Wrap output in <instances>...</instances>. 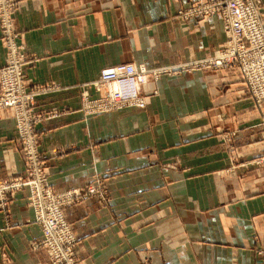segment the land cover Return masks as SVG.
Here are the masks:
<instances>
[{"label":"crops","instance_id":"obj_1","mask_svg":"<svg viewBox=\"0 0 264 264\" xmlns=\"http://www.w3.org/2000/svg\"><path fill=\"white\" fill-rule=\"evenodd\" d=\"M186 1L17 0L49 183L100 179L106 193L65 208L81 264H264V102L236 66L183 68L226 42L217 17L178 15ZM7 55L0 28V68ZM119 63L166 72L143 86L146 107L90 113V83ZM24 160L15 110L2 109L0 180L25 173ZM29 200L24 190L0 207V264H52L33 247Z\"/></svg>","mask_w":264,"mask_h":264},{"label":"built area","instance_id":"obj_2","mask_svg":"<svg viewBox=\"0 0 264 264\" xmlns=\"http://www.w3.org/2000/svg\"><path fill=\"white\" fill-rule=\"evenodd\" d=\"M17 0H0V28L8 48L5 64L0 68V110L14 109L17 129L25 158V173L0 180V207L10 206L18 192L28 190L29 205L41 226L34 247L46 248L52 264H81L77 256V237L65 216V208L86 195L105 196L100 179L84 188L54 190L48 180L44 155L38 149L35 125L42 115L35 113L34 100L40 88L31 89L25 81V56L12 31ZM185 20L220 19L226 42L204 59L183 63V68H220L236 66L240 77L259 107L264 102V3L263 0H188L178 9ZM164 69H151L136 63H120L103 69L91 82L101 96L85 94V108L90 113L147 105L142 87L150 76L159 77ZM264 125V118L262 121ZM231 136H233L231 134ZM226 137H230L226 135ZM230 140V138H229Z\"/></svg>","mask_w":264,"mask_h":264},{"label":"rangeland","instance_id":"obj_3","mask_svg":"<svg viewBox=\"0 0 264 264\" xmlns=\"http://www.w3.org/2000/svg\"><path fill=\"white\" fill-rule=\"evenodd\" d=\"M120 64V63H119ZM116 65H118V64H116ZM114 66V65H113ZM111 67V66H110ZM107 68V67H106ZM105 69V68H104ZM151 69H157V68H151ZM100 76V75H99ZM99 76H98V78H99ZM98 78L96 79V80H98ZM96 80H94V81H96ZM93 81V82H94ZM147 81H148V79H147ZM147 81L145 82V84L147 83ZM143 88V87H142ZM96 91V90H95ZM96 92H98V91H96ZM143 92V91H142ZM143 95H144V93H143ZM99 96H101V94H100V92H99V95H97V96H91L92 98H96V97H99ZM145 96V95H144ZM84 102V101H83ZM133 107H136L137 108V106H133ZM126 108H131V107H126ZM126 108H122V109H126ZM42 115V114H41ZM33 243H34V241H33ZM34 247V246H33ZM35 249H39V248H37V247H34Z\"/></svg>","mask_w":264,"mask_h":264}]
</instances>
